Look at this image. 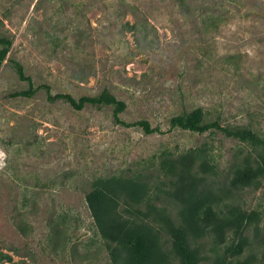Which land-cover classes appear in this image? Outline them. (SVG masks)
Segmentation results:
<instances>
[{"label":"rangeland","instance_id":"374dc122","mask_svg":"<svg viewBox=\"0 0 264 264\" xmlns=\"http://www.w3.org/2000/svg\"><path fill=\"white\" fill-rule=\"evenodd\" d=\"M209 14L218 25L205 24ZM0 33L13 39L0 66V253L12 258L5 264H108L85 200L97 176L156 174L164 151L204 142L227 173L243 144L220 131L171 129L183 111L202 107L208 119L264 136V0H0ZM14 59L53 94L78 99L107 87L127 103L123 120L147 119L162 131L119 124L112 106L51 101L45 88L12 96L29 88ZM238 200L264 207V186ZM51 220L61 224L58 237Z\"/></svg>","mask_w":264,"mask_h":264},{"label":"trees","instance_id":"16d2710c","mask_svg":"<svg viewBox=\"0 0 264 264\" xmlns=\"http://www.w3.org/2000/svg\"><path fill=\"white\" fill-rule=\"evenodd\" d=\"M203 21L215 26L220 17L209 14ZM12 44V38L0 33V66ZM12 62L19 78L29 83L28 89L12 96L31 97L45 88L51 101L63 99L77 110L87 104L112 106L117 123L142 127L146 134L162 131L147 119L123 120L127 103L107 87L78 99L71 93L53 94L50 85H35L22 62ZM170 128L220 131L243 145L224 174L212 147L204 142L179 153L164 151L158 156L156 174L147 169L95 177L85 200L97 234L106 241L108 264H262L264 207L250 209L238 199L244 189L264 186V136L251 125H223L220 118L208 119L202 107L173 116ZM244 146L253 151L244 152ZM51 222L55 237L60 236L59 220ZM4 259L12 261L1 252L0 264H5Z\"/></svg>","mask_w":264,"mask_h":264}]
</instances>
